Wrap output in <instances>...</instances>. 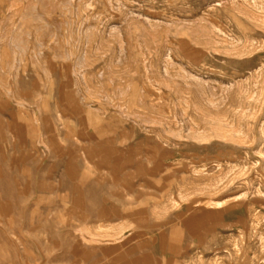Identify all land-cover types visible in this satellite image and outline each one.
<instances>
[{
  "label": "rangeland",
  "instance_id": "obj_1",
  "mask_svg": "<svg viewBox=\"0 0 264 264\" xmlns=\"http://www.w3.org/2000/svg\"><path fill=\"white\" fill-rule=\"evenodd\" d=\"M0 264H264V0H0Z\"/></svg>",
  "mask_w": 264,
  "mask_h": 264
}]
</instances>
